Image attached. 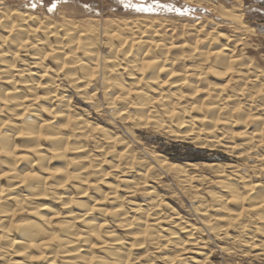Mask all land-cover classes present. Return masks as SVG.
I'll list each match as a JSON object with an SVG mask.
<instances>
[{"label":"bare ground","instance_id":"bare-ground-1","mask_svg":"<svg viewBox=\"0 0 264 264\" xmlns=\"http://www.w3.org/2000/svg\"><path fill=\"white\" fill-rule=\"evenodd\" d=\"M32 4H0V264H208L210 244L263 257L264 156L250 172L205 163V177L199 163L167 161L136 134L226 141L219 125L235 127L222 116L230 98L254 102L226 88L241 69L230 43L248 29L240 8L212 2L231 33L197 29L190 42L172 18H79L67 7L48 15ZM210 77L221 83L205 84ZM248 137L264 150V126ZM169 176L171 196L191 197L192 219L164 201L159 186Z\"/></svg>","mask_w":264,"mask_h":264},{"label":"rangeland","instance_id":"rangeland-1","mask_svg":"<svg viewBox=\"0 0 264 264\" xmlns=\"http://www.w3.org/2000/svg\"><path fill=\"white\" fill-rule=\"evenodd\" d=\"M36 1L37 0H31V3H33L35 5V9L40 8L43 5V2L47 1V0H38V2H36ZM47 2H49V3H45V5H43V6H44V9L46 8L45 10L48 13V15H53L56 13V11L58 13V11L67 7V8H65V10L72 12L73 14L74 13L77 14L76 16H80L79 18H84L87 15L88 16H90V15L91 16H97L98 13L99 14L103 13V17H120V16L121 17H124V16L125 17H131V16L133 17V16H137V15H149V16H155V17H163L166 19L172 18L171 19L172 22L177 25V28H179V30H181V28L184 30H186V28L188 29V30L184 31V35H181L180 37H182V38H180V39L185 38L190 42L194 41L195 35L197 33V32L196 33H194V32L197 31V29L200 30L198 33L201 32L200 33L201 35H205L206 33H208L211 30H219V31H222V32L227 33V34H229V32L231 33L229 28L226 25H224L223 18L221 17L222 18L221 19L217 13L212 11V9H211L212 2H213V4H217L219 6H222L226 10H232L236 6L238 8H240L241 19L243 20L245 27L248 29L245 30L246 33L243 31L244 32L243 34L245 36L241 35L238 38L234 37L235 39L233 38V42L232 41L230 42L231 46L235 47L234 55L236 58V62L234 63L233 67L236 70L238 68L239 69L241 68V69L237 70V72L239 73L238 75H237V72H236V75L235 74L233 75L234 76L233 81L229 82L228 85H226V88L228 87L227 90L233 88V90H231V91H236V89L242 88L243 91L247 95H249V93L253 95L252 98H253L254 102L251 103L250 106H247L244 103V101H239L235 97L230 98L228 106L225 109V113H224L225 115H222V116H228L231 119H236V124H234L235 127H233L232 124H222V127H220L221 125H219V128H221L220 131L228 134L226 141L223 140V141L217 142V143L214 142V145H212V144L207 145L206 143L204 144V143H200L198 141H189L186 139L183 140L182 138L172 137V136H169L163 132L155 131V130L153 131L152 129L147 130L146 128H142V130L139 129L136 132V134L139 137V142L141 145L144 144L147 148H150V149L153 148L152 150L156 151V153H158L159 155H161L165 158H168L167 161L176 162V163H188V162L196 163V164L199 163L198 165L201 166V168L197 166L195 171L198 173H196L195 171L194 172L196 174H203L205 177L212 175V172H210L206 168L205 163L235 164V165H239V167H241L242 170L244 169V172H246V171L250 172L256 167V165H258V163L255 162L254 160H256V159L258 160L259 158L264 156V150L259 153V149L260 150H262V149L260 147L258 148L257 146H255L256 142H254V140H251L250 137H248V135L250 136L251 133L258 131L261 127L264 126V108H263L264 107V96L261 93H259V92L264 90V85H263L264 84V73H263L264 72V0H207V1L202 0V2L200 4H198V3L196 4V2H187L186 0H69V1L68 0H48ZM60 2H62V3H60ZM68 2H70V3H68ZM37 3L38 4L40 3V5H38V7H37ZM53 5H54V7H52ZM141 5L144 8L150 7L152 10L151 11H141L140 10ZM238 5H240V6H238ZM49 8H51L52 10L49 11L48 10ZM70 8L72 11L70 10ZM53 10H54V12H53ZM80 13L82 14V16L80 15ZM194 23L196 25H194ZM190 27H191V30L189 29ZM247 32H249V33L247 34ZM224 41L225 40H221V42H224ZM238 50H239V52H238ZM259 74H262V75L260 76ZM256 75L261 77V78L256 79ZM236 76H238V77H236ZM234 78H237V79H234ZM215 79L216 78H214V77H213V79H212V77H210V78H208L207 81H205V84L207 82L208 83L211 82L212 84L213 83H221V80L217 81ZM234 80H237V81H234ZM259 82H260V84H259ZM260 85L263 87H259ZM189 89H191V87L187 88V90H185V91L189 92ZM251 89H253V90H251ZM257 89L258 90L260 89V90L258 91ZM256 91H258V95H257ZM254 93H256V94L254 95ZM259 94L262 95L263 99H262L261 95H259ZM78 101H79V99L77 97L72 98V103L74 104L76 109L79 110L82 107H84V105L81 104L80 101L79 102ZM196 103L199 104L201 102L196 101ZM260 103H262V104H260ZM239 105H241V106H239ZM235 108H239V109L235 110ZM235 114L237 115V117ZM258 114H259V116L257 117ZM207 116H208V119H211V117L215 118V116H217V114L213 111H210L207 113ZM247 117H249L248 120H247ZM251 117H253V118H251ZM205 127L211 128L212 127L211 123L207 122V124H205ZM229 127H230V129H228ZM231 130H233L235 132H233ZM231 132H232V134H231ZM236 133L237 134L239 133L240 135L239 134L236 135ZM239 136H240V138H239ZM231 140H234V142ZM240 140L241 141L244 140V142H243L244 144H242V142ZM236 142H237V144H239V146L235 145ZM215 143L219 144V145H215ZM220 143L223 144V146ZM225 143H227V145ZM232 143H234V144H232ZM234 145L236 147H234ZM232 146H233V148H232ZM243 146H244V148H243ZM224 147H225V149H224ZM228 147H229V149H228ZM230 147H231V149H230ZM237 147L240 149H238ZM253 148H255V149H253ZM232 149L234 150V152L232 151ZM249 151H250V153H249ZM236 152H238V153H236ZM240 153H241V156H240ZM200 163H201V165H200ZM202 163H203V165H202ZM203 168H205L209 172L207 173L206 170ZM247 168H250V169H247ZM263 176L264 175H262L260 177V179L262 181H264ZM262 177H263V179H262ZM167 178L166 179L164 178L162 180L165 185L162 182V183H160V186H159L160 187L159 190L162 193H165L164 194V199H165L164 201L167 203V206H170L173 209H175L181 216H183L187 219H192L190 209L188 206L190 204V202L192 201L191 197L187 194H186L187 196L185 195V197L184 196L181 197V195L171 196V193H169V191L171 192V190L172 191L177 190V184L173 183L172 176L171 177L169 176ZM150 183L151 182H149V184ZM174 187H175V189H174ZM211 187H212V185L210 184L207 186L206 189H208V188L210 189ZM166 193H167V196H166ZM189 199H190V201H188ZM217 244H219L220 246H226V247L231 246L227 242L226 243L221 242V243H217ZM212 246H213V244H210L208 246V249L211 252L208 264H264V256L261 258L259 257L258 260H257V258L254 259L249 253L245 254V253L240 252L241 248L235 247L234 248L235 253L228 255V254H225L223 252H220L215 247V245L213 247ZM190 251L191 250H188L185 253V256H191L192 253ZM140 253H142V254H140ZM138 254H136V256L138 255L140 257L139 262H143V260L141 259L142 257H144L143 251H139ZM140 255H142V256H140ZM155 264H162L161 260L156 258Z\"/></svg>","mask_w":264,"mask_h":264},{"label":"snow or ice","instance_id":"snow-or-ice-1","mask_svg":"<svg viewBox=\"0 0 264 264\" xmlns=\"http://www.w3.org/2000/svg\"><path fill=\"white\" fill-rule=\"evenodd\" d=\"M3 3V0H0V4H2ZM30 7H35V5L34 4H32V5H30ZM53 7H54V5H53ZM49 11H51L52 9L51 8H49L48 9ZM140 10L141 11H151L152 9L149 7V8H144L142 5L140 6ZM178 11V10H177Z\"/></svg>","mask_w":264,"mask_h":264}]
</instances>
